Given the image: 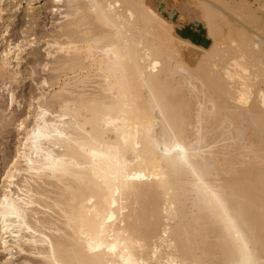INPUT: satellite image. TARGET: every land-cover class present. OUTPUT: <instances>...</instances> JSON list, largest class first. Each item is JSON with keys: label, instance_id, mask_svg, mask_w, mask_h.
I'll return each instance as SVG.
<instances>
[{"label": "bare ground", "instance_id": "obj_1", "mask_svg": "<svg viewBox=\"0 0 264 264\" xmlns=\"http://www.w3.org/2000/svg\"><path fill=\"white\" fill-rule=\"evenodd\" d=\"M4 1L0 0V18ZM49 1L53 5L49 6L50 12L58 13L62 19L57 30L52 31L46 40L47 56L52 57L48 68L52 76L42 81L40 93L33 98L35 106L28 105L25 116L17 120V133L21 137L8 165L18 151L30 155L33 161L39 159L41 167L43 154L72 159L74 148L70 149L60 137L37 139L35 149L31 139L25 145V138L31 137L36 127L64 125L68 121L61 117L70 116L74 111L80 114L78 110L85 108L89 110L81 115L79 123L82 127L88 124V130L92 131L91 105L95 102L111 107L116 103L112 93L115 73L112 77L106 76L101 65L109 63L108 50L123 47L126 43L133 53L128 74L141 108L150 112L152 107L142 88L143 77L153 83L158 95L165 94L182 115L185 138L208 150L207 158L212 160L220 179L241 196L254 199L258 227L259 153L264 142L261 133L264 116V0H194L192 6L190 0L192 8L183 7L184 0V5L174 6L176 8L166 7L164 0ZM94 4L118 5L109 10L116 27L98 18L91 10ZM116 28L120 29L119 36ZM16 45L11 48L14 50ZM9 47L0 51V57ZM10 70L5 71L0 62L2 88H5L6 81L7 85L15 83L14 72ZM43 112L48 115L44 116ZM38 115L41 116L39 125ZM105 115H110L112 121L119 118L115 111L105 112ZM22 122L23 128L20 126ZM45 134L52 136L53 132ZM117 140V130L111 128L107 141ZM136 159L129 154V165L132 166ZM18 164L20 167L14 170H9L7 165L4 171L9 170V175L13 171L17 173L13 183L31 193L24 222L37 235L33 236L26 229L19 230L20 239L12 259L16 256V264H51L50 260L44 259L46 255L51 256L44 237L53 243L62 242L65 255L71 254V241L67 239L71 230L67 228L64 210H70L74 200L77 208L87 200H95L92 207H97L103 203V195L72 177L54 176L48 171L29 172L23 158ZM135 167L143 168L150 179L133 182L141 188L142 195L139 201L126 202L123 211L117 197V206L112 210L114 219L108 221L110 231L120 234V242L146 264L154 259V250L155 264H166L170 259L191 260L198 255H215L218 236L196 226L190 205H182L169 199L163 191H155L158 188L156 176L163 174L159 161L149 160L146 164L137 163ZM0 195H3L2 189ZM106 207H111L110 198ZM57 233L65 235L58 236ZM33 240L35 242L31 243ZM105 256L111 259L110 253H101L91 259L100 264ZM115 259L119 260V254Z\"/></svg>", "mask_w": 264, "mask_h": 264}, {"label": "snow or ice", "instance_id": "obj_2", "mask_svg": "<svg viewBox=\"0 0 264 264\" xmlns=\"http://www.w3.org/2000/svg\"><path fill=\"white\" fill-rule=\"evenodd\" d=\"M113 7L118 5L94 4L91 5V10L103 23L116 27L109 12ZM160 23L163 24L162 21ZM116 30L119 36L120 29ZM21 49L20 44L14 50L10 46L3 57H0L5 71L11 67L10 58L13 53L19 66ZM108 52L109 63L102 64L101 70L108 77L115 73L116 83L112 85V93L116 103L111 107L95 102L91 105L92 131L88 130V124L82 127L79 123L81 115L89 110L85 108L78 110L80 114L74 111L70 116L61 117L68 123L60 126L44 125L43 129L36 127L32 136L25 138V145L31 139L35 149L37 139L60 137L70 149L74 148L72 159L43 154L44 163L41 167L39 159L33 161L30 155L18 151L16 158L8 165L9 170H14L20 167L18 161L23 158L29 172L48 171L54 176L72 177L88 189H95L103 195V203L97 207H92L95 200H87L77 208L74 200L70 210H64L67 228L71 230L70 235H67V239L71 241V254L65 255V245L62 242L53 243L44 237V242L51 250V256L46 255L44 259L50 260L51 264H97L92 257L110 253L111 259L105 256L100 264H146L143 259H137L126 244L120 242V234L110 231L108 221L114 219L112 210L117 206V197L122 211L126 202L133 199L139 201L142 190L133 182L148 180L150 177L143 168L137 169L135 164H146L152 160L159 161L163 173L156 176L158 188L155 191H163L169 199L179 201L182 205H190L196 226L211 230L219 241L215 255H198L191 260L170 259L166 264H264V142L259 153L260 206L257 227L254 199L241 196L220 179L212 160L207 158L208 150L185 138L182 115L169 103L165 94L158 95L153 83L143 77L142 88L147 92L152 107L150 112L141 108L140 101L134 94L133 80L128 74V65L133 63V53L126 43L123 47H115ZM155 67L154 64L153 68ZM108 83H112L111 79ZM2 91L8 93L6 103L10 110L15 106V101L7 81ZM114 111L119 114L116 121H112L110 115H105V112L110 114ZM42 114L48 115L46 112ZM40 123L41 116L38 115L37 125ZM20 126L24 127L23 122ZM111 128L117 130V141H107ZM50 131L53 132L52 136L45 134ZM261 133L264 141V116ZM129 154L137 158L132 166L129 165ZM9 170L4 171L3 180H0L3 192L0 195V251L4 253L0 257V264H16L12 253L19 243V230L26 229L33 236L37 235L24 222L31 193L16 187L13 182L16 181L17 173L13 171L9 175ZM109 198L111 207H106ZM117 254L119 260L115 259ZM155 256L154 250V259L147 264H155Z\"/></svg>", "mask_w": 264, "mask_h": 264}, {"label": "rangeland", "instance_id": "obj_3", "mask_svg": "<svg viewBox=\"0 0 264 264\" xmlns=\"http://www.w3.org/2000/svg\"><path fill=\"white\" fill-rule=\"evenodd\" d=\"M41 1H32L31 3L28 0H6L3 5L1 4L3 13L0 18V24L2 23L0 25V51L7 46L16 44L24 45L25 48L22 47L24 51L20 54L19 66H17L15 55L14 59L10 60L9 70L11 69V73L14 72L15 78V83L7 85L11 89L15 101V106L10 110L6 103L8 93L2 91L4 88L0 86V180L21 137L17 133V120L25 116L29 109L28 105L35 106L33 98L40 93L39 88L42 81L49 80L52 76L48 70L52 57L47 56L46 40L52 31L57 30L62 19L58 13L50 12L49 8L53 5L49 0ZM164 1L168 8L171 6L176 8L184 4L183 7L192 8L191 6L194 5V0H191L193 4L190 0H184V4L182 0ZM173 3L175 4L172 5ZM0 85H2L1 82ZM0 257H3L1 251ZM15 261L18 262L17 259Z\"/></svg>", "mask_w": 264, "mask_h": 264}]
</instances>
